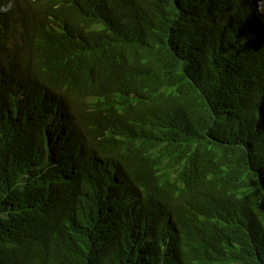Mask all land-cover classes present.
Returning <instances> with one entry per match:
<instances>
[{"label":"trees","instance_id":"1","mask_svg":"<svg viewBox=\"0 0 264 264\" xmlns=\"http://www.w3.org/2000/svg\"><path fill=\"white\" fill-rule=\"evenodd\" d=\"M0 264H264V0H0Z\"/></svg>","mask_w":264,"mask_h":264}]
</instances>
